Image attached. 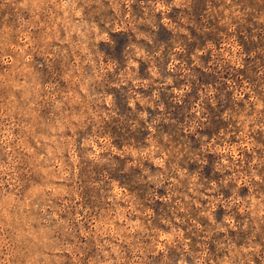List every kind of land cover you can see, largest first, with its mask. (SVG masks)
<instances>
[{"label":"rangeland","instance_id":"1","mask_svg":"<svg viewBox=\"0 0 264 264\" xmlns=\"http://www.w3.org/2000/svg\"><path fill=\"white\" fill-rule=\"evenodd\" d=\"M0 264H264V0H0Z\"/></svg>","mask_w":264,"mask_h":264}]
</instances>
